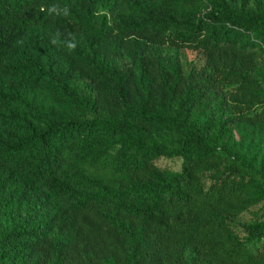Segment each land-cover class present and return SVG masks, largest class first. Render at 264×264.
I'll return each instance as SVG.
<instances>
[{
	"label": "trees",
	"instance_id": "obj_1",
	"mask_svg": "<svg viewBox=\"0 0 264 264\" xmlns=\"http://www.w3.org/2000/svg\"><path fill=\"white\" fill-rule=\"evenodd\" d=\"M260 52L264 0H0V264H264Z\"/></svg>",
	"mask_w": 264,
	"mask_h": 264
},
{
	"label": "rangeland",
	"instance_id": "obj_2",
	"mask_svg": "<svg viewBox=\"0 0 264 264\" xmlns=\"http://www.w3.org/2000/svg\"><path fill=\"white\" fill-rule=\"evenodd\" d=\"M157 53L162 58L175 60L182 68V71L184 72H188L194 68H199L200 66L203 65L205 61L204 53L199 49H193V48L175 49L166 46H158ZM257 58L260 64H264V52H260ZM117 62L118 63L121 62L123 66H126L125 62H122V60L120 59L117 60ZM233 113L234 111L231 108L227 109V115ZM214 116L215 117L220 116L219 112H216ZM180 163L181 161L178 158H161L157 161L156 164L159 167H166L173 170H177L180 168ZM262 218H264V211L258 205L239 215L236 218V220L248 224L254 222L255 220H260ZM238 233L240 237L242 238L245 237V233L242 230H238ZM263 243H264V238L260 241L257 240L254 243L249 244V246L252 251L256 252L258 248L262 246Z\"/></svg>",
	"mask_w": 264,
	"mask_h": 264
}]
</instances>
